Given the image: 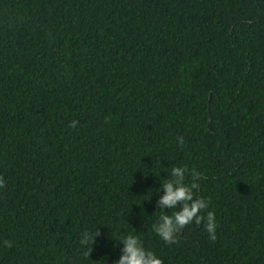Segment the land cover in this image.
I'll list each match as a JSON object with an SVG mask.
<instances>
[{"label":"trees","instance_id":"obj_1","mask_svg":"<svg viewBox=\"0 0 264 264\" xmlns=\"http://www.w3.org/2000/svg\"><path fill=\"white\" fill-rule=\"evenodd\" d=\"M173 166L210 203L169 245ZM0 177V264H264V0H0Z\"/></svg>","mask_w":264,"mask_h":264},{"label":"clouds","instance_id":"obj_2","mask_svg":"<svg viewBox=\"0 0 264 264\" xmlns=\"http://www.w3.org/2000/svg\"><path fill=\"white\" fill-rule=\"evenodd\" d=\"M76 121H72L70 127H75ZM179 144H183V137H177ZM169 179L160 182L161 192L157 199V209L163 212L152 225V231L166 244L172 245L178 242L177 238L182 234L186 226L200 225L205 217L202 213L209 208L207 198L197 195L203 174L195 168L189 169L187 166H173L169 172ZM186 178H190L186 182ZM5 180L0 177V188H3ZM179 205V207H178ZM165 208L173 210L171 215L165 214ZM205 231L209 239H217L215 214L207 212ZM100 235L95 227L93 230H85L81 233L79 242L84 249L83 254L89 257L92 245L96 243V237ZM122 243L121 254L114 264H163L161 258L152 250L145 247L143 241L134 234H127L118 239ZM3 246L10 248L12 242L5 240Z\"/></svg>","mask_w":264,"mask_h":264}]
</instances>
